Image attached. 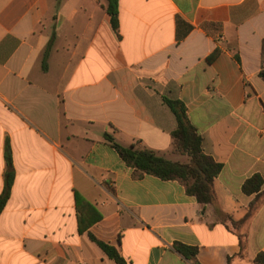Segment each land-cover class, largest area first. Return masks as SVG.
<instances>
[{
    "label": "crops",
    "instance_id": "obj_1",
    "mask_svg": "<svg viewBox=\"0 0 264 264\" xmlns=\"http://www.w3.org/2000/svg\"><path fill=\"white\" fill-rule=\"evenodd\" d=\"M104 6L0 0V194L6 146L14 171L0 264H115L89 235L128 264H195L174 244L195 248L197 264H254L264 195L235 223L256 197L243 183L259 175L264 191V0H118L117 30ZM164 99L184 105L222 165L212 204L178 181L136 178L104 139L171 160Z\"/></svg>",
    "mask_w": 264,
    "mask_h": 264
},
{
    "label": "trees",
    "instance_id": "obj_2",
    "mask_svg": "<svg viewBox=\"0 0 264 264\" xmlns=\"http://www.w3.org/2000/svg\"><path fill=\"white\" fill-rule=\"evenodd\" d=\"M117 1L105 0L104 6L114 30L118 28ZM50 47L51 41L42 55L44 69L46 68ZM217 55L218 51H213L209 56V61H212ZM260 76L264 78V72H261ZM164 103L175 116L177 124L175 130L171 133L173 152L186 156L187 160L185 162L167 160L145 147L122 146L108 134H104V139L117 152L122 161L133 169L136 178L150 175L162 181H178L184 186L186 194L194 197L201 206L212 204L215 199L214 181L220 173L222 165L203 153L202 139L190 124L184 105L179 101L167 99H164ZM5 165L4 187L0 194V214L9 198L14 178L8 146L5 147ZM262 185L263 181L259 175H253L243 183L242 192L248 196L256 195V197L249 204L245 216L235 225L243 224L254 213L259 197L264 195V191L260 193ZM78 224L79 232L84 231L90 225L89 223L82 225L80 217L78 218ZM89 239L115 264H128L113 246L98 241L91 235H89ZM174 249L184 258L197 264L195 261L197 250L195 248L174 244ZM254 264H264V255H257Z\"/></svg>",
    "mask_w": 264,
    "mask_h": 264
},
{
    "label": "rangeland",
    "instance_id": "obj_3",
    "mask_svg": "<svg viewBox=\"0 0 264 264\" xmlns=\"http://www.w3.org/2000/svg\"><path fill=\"white\" fill-rule=\"evenodd\" d=\"M169 159L172 161L185 162L186 158L183 155L173 154Z\"/></svg>",
    "mask_w": 264,
    "mask_h": 264
},
{
    "label": "built area",
    "instance_id": "obj_4",
    "mask_svg": "<svg viewBox=\"0 0 264 264\" xmlns=\"http://www.w3.org/2000/svg\"><path fill=\"white\" fill-rule=\"evenodd\" d=\"M263 67H264V65H263Z\"/></svg>",
    "mask_w": 264,
    "mask_h": 264
}]
</instances>
